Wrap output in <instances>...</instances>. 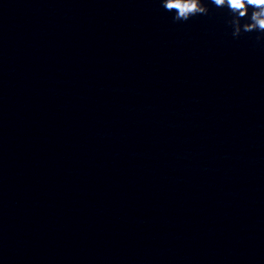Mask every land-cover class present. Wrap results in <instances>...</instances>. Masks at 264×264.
<instances>
[{"label":"clouds","instance_id":"clouds-1","mask_svg":"<svg viewBox=\"0 0 264 264\" xmlns=\"http://www.w3.org/2000/svg\"><path fill=\"white\" fill-rule=\"evenodd\" d=\"M217 8H227L231 14L228 24L232 36L239 38L242 33L258 32V41L264 40V0H210ZM161 6L174 12L173 20L188 21L197 15H207L209 8L204 0H161ZM252 9L249 13V9ZM244 23H241V21Z\"/></svg>","mask_w":264,"mask_h":264}]
</instances>
